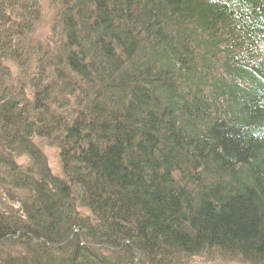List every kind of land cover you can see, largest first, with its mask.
Listing matches in <instances>:
<instances>
[{
	"label": "trees",
	"instance_id": "16d2710c",
	"mask_svg": "<svg viewBox=\"0 0 264 264\" xmlns=\"http://www.w3.org/2000/svg\"><path fill=\"white\" fill-rule=\"evenodd\" d=\"M196 258L264 264V0H0V264Z\"/></svg>",
	"mask_w": 264,
	"mask_h": 264
},
{
	"label": "rangeland",
	"instance_id": "374dc122",
	"mask_svg": "<svg viewBox=\"0 0 264 264\" xmlns=\"http://www.w3.org/2000/svg\"><path fill=\"white\" fill-rule=\"evenodd\" d=\"M45 5L47 6V4H44V12L46 14V17L49 16L50 14V8L47 10V8H45ZM48 29H41L39 31V34H42V35H46L48 33L47 31ZM45 150V154L47 155L48 157V160H49V163L50 165L53 167L54 170H58V164H59V156L57 154V152L54 150V149H51L47 146H45L44 148ZM195 262L194 264H243L241 263L240 261H237V262H233V263H226V262H221V261H218V260H209V261H206L205 259L203 258H196L194 259Z\"/></svg>",
	"mask_w": 264,
	"mask_h": 264
}]
</instances>
